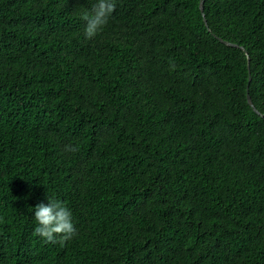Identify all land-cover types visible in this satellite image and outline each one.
<instances>
[{
    "label": "trees",
    "instance_id": "16d2710c",
    "mask_svg": "<svg viewBox=\"0 0 264 264\" xmlns=\"http://www.w3.org/2000/svg\"><path fill=\"white\" fill-rule=\"evenodd\" d=\"M199 1L114 0L89 39L98 0H0V264H264V0Z\"/></svg>",
    "mask_w": 264,
    "mask_h": 264
},
{
    "label": "clouds",
    "instance_id": "9594fccd",
    "mask_svg": "<svg viewBox=\"0 0 264 264\" xmlns=\"http://www.w3.org/2000/svg\"><path fill=\"white\" fill-rule=\"evenodd\" d=\"M115 11L114 0H98L92 6L91 13H85L84 34L91 39L107 23L108 16ZM76 151L75 148L66 149ZM48 203L37 204L34 208V219L37 226L33 235L41 237L46 243H59L61 246L75 234L70 210L60 201L47 196Z\"/></svg>",
    "mask_w": 264,
    "mask_h": 264
},
{
    "label": "water",
    "instance_id": "95a60500",
    "mask_svg": "<svg viewBox=\"0 0 264 264\" xmlns=\"http://www.w3.org/2000/svg\"><path fill=\"white\" fill-rule=\"evenodd\" d=\"M203 4H204V0H200V1H199V9H200V11H201V13H202V15H203V20H204V22H205V25L207 26V22H206V19H205V17H204V13H203ZM208 29H209V28H208ZM215 37H216L219 41H221L222 43H224V44H226V45L234 46V47H239L240 49L244 50V47L238 45L237 43H233V42L227 41V40H225V39H223V38H221V37H219V36H216V35H215ZM245 53H246V55H247V63H248V67H249V65H250V58H249V56H248V54H247L246 51H245ZM250 79H251V77H250V75H249L248 81H250ZM246 99H247V102L249 103V105L252 107V109H253L257 114H261V112H260V111L254 106V104H253V102H252V100H251V97H250V95H249V93H248V86H247V89H246ZM261 115L264 116V114H261Z\"/></svg>",
    "mask_w": 264,
    "mask_h": 264
}]
</instances>
